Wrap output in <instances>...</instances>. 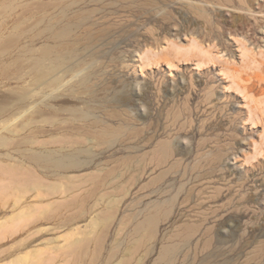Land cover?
<instances>
[{"label":"rangeland","instance_id":"1","mask_svg":"<svg viewBox=\"0 0 264 264\" xmlns=\"http://www.w3.org/2000/svg\"><path fill=\"white\" fill-rule=\"evenodd\" d=\"M0 264H264V0H0Z\"/></svg>","mask_w":264,"mask_h":264},{"label":"bare ground","instance_id":"2","mask_svg":"<svg viewBox=\"0 0 264 264\" xmlns=\"http://www.w3.org/2000/svg\"><path fill=\"white\" fill-rule=\"evenodd\" d=\"M11 219V218H10Z\"/></svg>","mask_w":264,"mask_h":264}]
</instances>
